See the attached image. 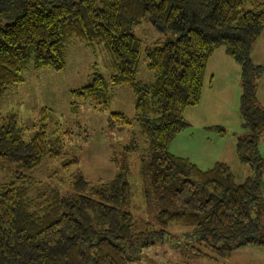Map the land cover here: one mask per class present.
Returning a JSON list of instances; mask_svg holds the SVG:
<instances>
[{
    "label": "trees",
    "instance_id": "16d2710c",
    "mask_svg": "<svg viewBox=\"0 0 264 264\" xmlns=\"http://www.w3.org/2000/svg\"><path fill=\"white\" fill-rule=\"evenodd\" d=\"M147 18L175 36L144 49L148 83L139 79L143 41L133 33ZM263 30L261 0H0V99L31 68L64 71L68 49L80 44L94 57L103 51L111 74L95 63L88 83L70 90L71 109L87 102L109 111L117 88L128 86L133 117L111 113L112 123L137 128L112 179L92 182L79 172L70 190L50 185L33 198L29 174L64 155L65 140L47 130L50 109L31 127L15 112L0 114V178L10 170L0 179V264H130L165 236L144 217L156 208L159 225L192 228L186 257L228 261L236 248L264 249V107L257 99L264 69L252 57ZM221 47L242 71L240 115L249 135L238 139L235 154L251 169L243 183L225 162L204 171L169 149L190 127L185 112L200 103L208 62ZM209 131L226 135L222 127ZM133 157L145 210L134 200ZM77 164L63 160L60 169L66 174Z\"/></svg>",
    "mask_w": 264,
    "mask_h": 264
},
{
    "label": "rangeland",
    "instance_id": "374dc122",
    "mask_svg": "<svg viewBox=\"0 0 264 264\" xmlns=\"http://www.w3.org/2000/svg\"><path fill=\"white\" fill-rule=\"evenodd\" d=\"M133 33L143 41V62L139 79L148 83L152 78L146 68L144 49L157 39L167 41L174 39L175 36L165 34L150 18L135 27ZM252 57L255 64L261 65L264 69V31L252 46ZM66 63V69L62 72L29 69L24 74V82L0 99L1 115L15 112L29 127L39 122L42 109H50L52 115L47 122V130L51 136H62L65 140L64 155L56 160H46L39 169L29 174L36 181L31 193L33 198L38 192L43 193L50 185L58 186L64 192L70 190L71 177L79 172L92 182L112 179L126 162L121 146L130 140L134 131H137L135 126L124 127L112 123L114 120L111 113L118 112L133 117L134 98L128 86L117 88L116 97L109 111H98L87 102L80 103L75 110L70 107V90L88 83L95 63L104 76H110L109 59L103 51H98L97 57H94L82 45L76 44L68 49ZM241 72L240 65L225 53L223 47L217 49L207 65L203 97L196 107L186 110L188 112L185 116L195 125H212L226 130V135L217 133L216 136L221 137V142L222 138L228 140L229 146L224 151L222 162L231 166L238 183H243L251 175L249 166L241 163L233 150L239 138L249 135L242 126L240 115ZM257 99L264 107V73L258 84ZM192 113L194 117H191ZM32 134L33 130H28L26 140H29ZM192 134L193 141L188 147L195 153L203 143L205 135L198 132ZM209 139L214 141L212 138ZM221 142L217 140L216 148L212 146L214 152L221 148ZM259 152L264 157V139L259 144ZM72 159L78 160V164L69 173L64 174L60 169L61 162ZM128 165L135 175L134 200L142 206V210H145L142 193L140 195L136 191L143 187L141 180L136 176L138 171L136 158H131ZM9 172V168L5 167L0 179L6 180ZM59 178L64 182L61 183ZM261 184L264 189V173ZM156 212L157 208L149 216L144 217H148L153 229L165 231V236L162 239L157 238L155 245L142 248L139 259L131 261L130 264H264V249L253 246L236 248L228 261L186 257L183 249L188 238L185 235L192 231V228L184 225L161 226L154 219Z\"/></svg>",
    "mask_w": 264,
    "mask_h": 264
},
{
    "label": "crops",
    "instance_id": "0c3cea01",
    "mask_svg": "<svg viewBox=\"0 0 264 264\" xmlns=\"http://www.w3.org/2000/svg\"><path fill=\"white\" fill-rule=\"evenodd\" d=\"M264 31V30H263ZM263 33V32H262ZM212 89V88H211ZM203 94V93H202ZM203 97V95H202ZM192 109V108H191ZM189 111V109H187ZM185 116L187 115V112ZM194 113L191 114V117H194ZM187 120V118H186ZM208 120V118H207ZM188 121V120H187ZM190 123V127L183 132H181L171 143L170 145V152L178 157L187 158L192 163L196 164L200 169L207 170L214 166L217 161H222V157L224 154L225 149L229 146L228 140L221 137L216 136L217 133L209 131L210 127H214L212 125H205L201 126L199 124L195 125L193 121H188ZM198 132L199 134L205 135L203 143L199 145V149L197 152H191L188 147L189 143H192V133ZM209 138H212L214 141H211ZM220 141L222 143L221 148L216 152L212 149L213 147L216 148V142ZM219 144V142H218ZM232 145V144H230ZM213 146V147H212ZM234 153H236L235 148L233 147ZM213 152V153H212ZM205 153V154H204ZM235 251V250H234ZM234 253V252H233Z\"/></svg>",
    "mask_w": 264,
    "mask_h": 264
}]
</instances>
